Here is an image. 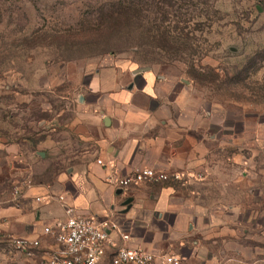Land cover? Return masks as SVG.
<instances>
[{
  "label": "rangeland",
  "instance_id": "374dc122",
  "mask_svg": "<svg viewBox=\"0 0 264 264\" xmlns=\"http://www.w3.org/2000/svg\"><path fill=\"white\" fill-rule=\"evenodd\" d=\"M129 4L130 19L116 25L110 17ZM110 61L176 82L200 123L229 129L224 152L247 159L245 194L231 186L212 194L231 204H199L204 216L215 207L221 217L199 225L203 255L188 264H264V0H0V212L15 207L26 154L34 181L53 183L57 162L39 161L35 150L49 136L79 141L71 131L78 97ZM195 184L186 189L201 190L206 202L205 185ZM13 221L0 215V230ZM211 227L219 235L208 237ZM226 228L229 236L220 235ZM48 253L41 246L28 258L0 244V264H41Z\"/></svg>",
  "mask_w": 264,
  "mask_h": 264
},
{
  "label": "crops",
  "instance_id": "0c3cea01",
  "mask_svg": "<svg viewBox=\"0 0 264 264\" xmlns=\"http://www.w3.org/2000/svg\"><path fill=\"white\" fill-rule=\"evenodd\" d=\"M177 85L154 72L134 74L108 62L100 74L88 80L85 94L78 97V118L71 131L79 141L49 136L35 150L39 161L57 162L59 169L53 183L34 181L32 153L25 156L31 169H21L19 164L25 163L18 143V176L27 175L18 178L22 189L18 208L14 205L0 212L1 217L14 220L4 223L2 230L14 231L19 237L40 238L42 248L50 253L57 244L53 235L44 234V229L64 222L65 210L71 206L82 216L114 219L130 235V241L124 242L113 234V244L102 264H111L114 251L122 246L156 254L174 253L184 264L200 261L203 251L196 240L199 225L204 220L215 225L221 216L215 207L204 216L199 204H231L226 195L220 200L212 195L229 194L231 186L245 194L248 162L241 153L232 156L224 152V145L231 143L229 129L218 124L215 130L214 124L206 128L204 122L200 123L198 108L182 105ZM98 160L106 166L98 165ZM66 162L72 166L63 171L60 168ZM111 164L123 175L149 167L183 173L186 180L143 184L124 191L107 181ZM188 183L205 185L206 202L201 190L186 189ZM60 196L66 202L60 201ZM210 229L208 237L219 235L214 227ZM231 231L223 229L220 235L229 236Z\"/></svg>",
  "mask_w": 264,
  "mask_h": 264
},
{
  "label": "built area",
  "instance_id": "2783aa9c",
  "mask_svg": "<svg viewBox=\"0 0 264 264\" xmlns=\"http://www.w3.org/2000/svg\"><path fill=\"white\" fill-rule=\"evenodd\" d=\"M97 163L106 166L102 160ZM110 168L112 172L107 181L124 191L143 184L179 183L186 180L183 173H169L149 167L137 168L124 175L115 165L111 164ZM27 184L30 185L31 182L28 181ZM21 197L22 189L15 187L12 202L17 208ZM40 200L37 199L38 202ZM59 200L66 202L63 196H60ZM65 212L67 219L64 222L44 229L45 235L55 237L57 248L50 252L41 264H102L113 244L114 233L124 242L130 241V235L124 233L114 219L82 216L71 206H68ZM0 244H6L11 250L33 258L35 251L42 246V241L40 238L19 237L0 230ZM111 264H184V261L174 253L156 254L141 248L122 246L114 251Z\"/></svg>",
  "mask_w": 264,
  "mask_h": 264
},
{
  "label": "trees",
  "instance_id": "16d2710c",
  "mask_svg": "<svg viewBox=\"0 0 264 264\" xmlns=\"http://www.w3.org/2000/svg\"><path fill=\"white\" fill-rule=\"evenodd\" d=\"M131 9H133V6L132 5H125V6H121L120 7V10H118V12H116L115 14L117 15L116 17H114V16H112V17H110V18H112V20L113 21H115V20H117L118 21V23L116 24V25H119L120 23H119V20L120 19H122V18H125V20H129L128 19V16H130V15H132L131 14ZM114 14V15H115ZM135 17H138L139 16V14H138V12L137 11H135ZM132 17V16H131ZM113 25V24H112ZM115 25V24H114ZM169 35V34H168ZM161 38V37H160Z\"/></svg>",
  "mask_w": 264,
  "mask_h": 264
},
{
  "label": "water",
  "instance_id": "95a60500",
  "mask_svg": "<svg viewBox=\"0 0 264 264\" xmlns=\"http://www.w3.org/2000/svg\"><path fill=\"white\" fill-rule=\"evenodd\" d=\"M149 68H141V69H136L133 71L134 74H140V73H145L148 72Z\"/></svg>",
  "mask_w": 264,
  "mask_h": 264
}]
</instances>
